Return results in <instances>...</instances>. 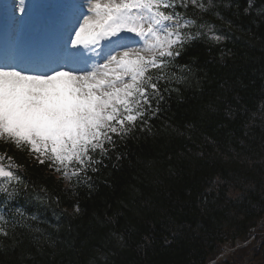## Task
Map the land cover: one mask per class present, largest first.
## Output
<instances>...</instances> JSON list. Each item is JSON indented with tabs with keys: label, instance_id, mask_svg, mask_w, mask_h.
I'll return each instance as SVG.
<instances>
[{
	"label": "trees",
	"instance_id": "1",
	"mask_svg": "<svg viewBox=\"0 0 264 264\" xmlns=\"http://www.w3.org/2000/svg\"><path fill=\"white\" fill-rule=\"evenodd\" d=\"M254 2L245 12L249 0H213L203 17L223 39L185 45L177 62L192 68L190 86L172 82L179 91L166 94L152 131L127 141L91 194L66 193L58 174L0 143L28 185L3 208L0 264H207L224 235L248 239L264 217V0ZM73 199L81 212L70 216ZM256 236L238 262L250 247L252 264H264V231Z\"/></svg>",
	"mask_w": 264,
	"mask_h": 264
},
{
	"label": "snow or ice",
	"instance_id": "2",
	"mask_svg": "<svg viewBox=\"0 0 264 264\" xmlns=\"http://www.w3.org/2000/svg\"><path fill=\"white\" fill-rule=\"evenodd\" d=\"M215 7L213 0H15L4 5L14 31H42L49 41L13 44L0 54V143L58 174L66 193L76 196L86 187L91 194L94 177L127 156V141L152 131L150 121L162 111L166 94L179 91L172 82L190 86L192 68L177 62L185 45L223 39L203 17ZM254 7L249 0L245 12ZM259 12L264 14V7ZM21 167L0 153V192L5 194L0 205L27 189ZM80 212L79 200L73 199L69 215ZM0 233L9 236L2 228ZM111 236L124 246L122 235L113 231Z\"/></svg>",
	"mask_w": 264,
	"mask_h": 264
},
{
	"label": "bare ground",
	"instance_id": "3",
	"mask_svg": "<svg viewBox=\"0 0 264 264\" xmlns=\"http://www.w3.org/2000/svg\"><path fill=\"white\" fill-rule=\"evenodd\" d=\"M40 35V34H39ZM15 43H20L21 42V38H20V35L18 34H15Z\"/></svg>",
	"mask_w": 264,
	"mask_h": 264
},
{
	"label": "rangeland",
	"instance_id": "4",
	"mask_svg": "<svg viewBox=\"0 0 264 264\" xmlns=\"http://www.w3.org/2000/svg\"><path fill=\"white\" fill-rule=\"evenodd\" d=\"M251 259H254V254L253 253L249 255V258L247 259L246 263L250 264L251 263Z\"/></svg>",
	"mask_w": 264,
	"mask_h": 264
}]
</instances>
